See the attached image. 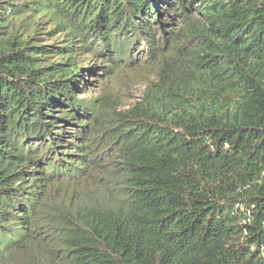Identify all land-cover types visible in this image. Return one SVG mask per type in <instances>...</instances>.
<instances>
[{"label":"trees","instance_id":"16d2710c","mask_svg":"<svg viewBox=\"0 0 264 264\" xmlns=\"http://www.w3.org/2000/svg\"><path fill=\"white\" fill-rule=\"evenodd\" d=\"M0 264H264V0H0Z\"/></svg>","mask_w":264,"mask_h":264},{"label":"rangeland","instance_id":"374dc122","mask_svg":"<svg viewBox=\"0 0 264 264\" xmlns=\"http://www.w3.org/2000/svg\"><path fill=\"white\" fill-rule=\"evenodd\" d=\"M90 80H93V82H91L87 89H85L86 95L89 93L97 95L110 89L111 93L114 94L112 100L118 104L120 110H127L142 103L147 85H150L145 79L136 77L126 79L124 85L117 84L118 86L116 88L103 79L93 78Z\"/></svg>","mask_w":264,"mask_h":264}]
</instances>
